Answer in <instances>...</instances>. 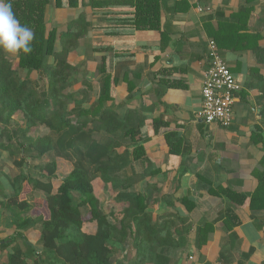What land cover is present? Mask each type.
I'll use <instances>...</instances> for the list:
<instances>
[{
  "label": "crops",
  "instance_id": "crops-1",
  "mask_svg": "<svg viewBox=\"0 0 264 264\" xmlns=\"http://www.w3.org/2000/svg\"><path fill=\"white\" fill-rule=\"evenodd\" d=\"M11 1L18 6L15 16L32 31L37 27L30 20L40 11L42 25L37 29L45 37L56 30L59 51L62 35L72 23L84 20L85 35L68 55L74 78L66 90L87 91L83 108L96 100L102 72H108L119 78L116 110L122 115L139 112L137 123L125 134L133 158L131 167L119 174L126 182L118 191L120 195H144L153 227L173 232L168 250L162 253L163 247L156 245L158 251L151 257L159 264H264V208L242 204L236 194L252 195L259 185L254 171L264 169V0ZM211 40L241 85L233 122L227 127L207 123L198 113L203 106ZM6 54L23 79L47 86L48 78L41 77L39 68L20 66L24 53ZM47 62L54 64V57ZM138 117H143L141 122ZM13 118L15 127L24 123L21 112ZM94 128L102 142H113L99 125ZM42 134L57 138L44 126L40 130L32 127L28 138ZM114 140L119 144L117 137ZM23 144L12 158L8 150L0 151V203L19 191L17 177L21 174L31 177L26 186L29 203L34 196L46 199L47 194L34 189L32 181L42 176L43 166L59 152L35 156L29 150L30 142ZM79 146L61 152L71 161H60V177L81 156ZM15 160L22 161L23 167L15 166ZM53 183L58 184L55 179ZM102 204L106 210L128 206L126 201L105 197ZM12 208L18 209L0 205V264H7L17 251L33 258L43 251L41 219L20 231L23 241L17 235L20 213ZM85 228L93 233L97 225L87 222ZM202 229L206 239L199 247ZM146 241L152 244L151 238ZM114 245L119 248L115 259L123 264H133L139 257L131 238L125 247L119 242ZM29 246L37 251L31 253Z\"/></svg>",
  "mask_w": 264,
  "mask_h": 264
},
{
  "label": "trees",
  "instance_id": "trees-1",
  "mask_svg": "<svg viewBox=\"0 0 264 264\" xmlns=\"http://www.w3.org/2000/svg\"><path fill=\"white\" fill-rule=\"evenodd\" d=\"M25 1L18 0L19 3ZM7 3L11 4L13 12H17V5L11 0ZM39 15L40 11L30 20L37 28L42 25L38 22ZM85 26L83 19L72 23L69 32L62 35L60 51L56 44V30H50L45 37L43 31L32 27L33 50L30 54H23L20 66L39 68L42 71L41 77L48 78L47 86L29 77L23 79L20 70L14 67L6 52L0 49V151L8 150L12 158L16 151L19 153L21 147H24L23 143L29 141V150L35 156L55 150L59 152L58 156L43 166L42 176L32 181L34 189H41L47 194L46 199L34 196L30 204V192L26 186L28 182L31 184V177L29 174H21L17 177L19 191L0 203L7 207L17 206L18 209L12 210L20 213L17 235L23 241L26 240L20 231L30 222L33 225L35 219H41L38 223L42 253L33 258L29 257L30 254L17 251L9 256L7 264H123L115 259L119 248L114 243L119 242L125 247L129 238L133 240L134 247L139 249V257L133 264H159V260L151 256L159 247H163L162 253L166 252L167 241L173 237L172 231L168 232V229L158 225L153 227V216L147 211V198L144 195L119 193L126 182L120 179L119 174L131 167L133 158L129 152L132 144L125 134L137 123V114L140 115L135 110L127 111L124 115L116 110L115 87L119 78L112 73L102 72L104 69L101 68L100 92L88 107L83 108L84 102L87 103L86 90L66 92L72 87L74 78L69 68L68 55L71 49L78 47L80 39L85 35ZM50 56L54 57V64H47ZM109 101H112L111 104ZM72 104L75 105L72 107ZM17 112L23 113L24 123H18L15 127L13 116ZM142 118L138 117V121ZM89 124L93 127H89ZM96 125L113 139L111 144L102 142L100 135L95 132ZM41 126L56 133L57 138L42 134L36 139H29L32 127L40 130ZM115 137L119 144L115 143ZM77 144H80L81 156L75 163H70V170L65 173V177H60V161L70 160L61 152L70 151ZM120 148H124L123 151ZM142 151L145 153L143 148ZM143 160L147 161V158ZM14 164L23 167L22 161L15 160ZM254 174L259 179L255 192L250 196L236 194L242 204L248 202L252 208H264V169L258 167ZM53 179L58 182L56 186ZM102 196L115 202L126 201L128 206L121 210H106ZM87 222H95V232L85 228ZM202 234L204 236L199 247L205 242V229L201 230ZM147 238L152 239V244L147 243ZM29 248L31 253L37 251L33 246Z\"/></svg>",
  "mask_w": 264,
  "mask_h": 264
},
{
  "label": "built area",
  "instance_id": "built-area-1",
  "mask_svg": "<svg viewBox=\"0 0 264 264\" xmlns=\"http://www.w3.org/2000/svg\"><path fill=\"white\" fill-rule=\"evenodd\" d=\"M210 65L202 86L203 106L199 117L207 123L229 126L234 118V104L241 85L214 40L209 43Z\"/></svg>",
  "mask_w": 264,
  "mask_h": 264
},
{
  "label": "clouds",
  "instance_id": "clouds-1",
  "mask_svg": "<svg viewBox=\"0 0 264 264\" xmlns=\"http://www.w3.org/2000/svg\"><path fill=\"white\" fill-rule=\"evenodd\" d=\"M34 33L16 18L10 3L0 0V49L11 55L32 52Z\"/></svg>",
  "mask_w": 264,
  "mask_h": 264
},
{
  "label": "rangeland",
  "instance_id": "rangeland-1",
  "mask_svg": "<svg viewBox=\"0 0 264 264\" xmlns=\"http://www.w3.org/2000/svg\"><path fill=\"white\" fill-rule=\"evenodd\" d=\"M74 155H71L70 157H73ZM71 159H73V158H71ZM72 163H75V160H73V162Z\"/></svg>",
  "mask_w": 264,
  "mask_h": 264
}]
</instances>
